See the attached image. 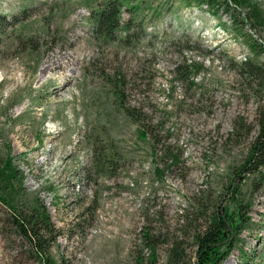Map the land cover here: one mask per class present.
<instances>
[{
  "label": "rangeland",
  "instance_id": "rangeland-1",
  "mask_svg": "<svg viewBox=\"0 0 264 264\" xmlns=\"http://www.w3.org/2000/svg\"><path fill=\"white\" fill-rule=\"evenodd\" d=\"M102 1L0 0V164L24 175L16 202L45 205L56 264H150L147 231L155 264L175 247L198 264L196 235L220 207L237 211L241 185L250 224L221 264H264V173L238 178L264 96L239 71L264 63V0H251L261 23L249 5L129 0V32L99 39L90 5ZM10 212L0 201V264H41Z\"/></svg>",
  "mask_w": 264,
  "mask_h": 264
},
{
  "label": "trees",
  "instance_id": "trees-1",
  "mask_svg": "<svg viewBox=\"0 0 264 264\" xmlns=\"http://www.w3.org/2000/svg\"><path fill=\"white\" fill-rule=\"evenodd\" d=\"M178 5L191 8H204L220 12L223 9L234 8L238 12L241 5H249L252 8V14L255 19L261 23L262 17L260 9L251 0H173ZM129 0H104L100 3H91L92 25L94 32L99 39H113L114 34L123 29L127 33L130 30V22L125 25L122 23V10ZM226 6V8H225ZM136 10L142 8L138 3L134 6ZM242 71L239 76L242 81L250 82L252 85L260 87L264 94V63L257 64L252 60H245L242 65ZM119 81H114L113 86L119 91ZM121 100L122 96L117 93ZM262 104L258 108L257 122L259 131L257 137L252 142L248 157L242 165L238 178L244 180L249 174L256 172L264 173V96ZM136 121V120H135ZM136 124L140 126L139 121ZM238 130V129H237ZM149 131L146 128H140V137L147 139ZM179 159L172 157L171 164H178ZM101 163L104 161L100 160ZM99 166V165H98ZM243 180V181H244ZM24 183V175L18 168L13 165V159L8 158L3 165L0 164V201L11 211L9 213V223L15 234L24 239L32 251L36 253L41 264H56V261L50 257V250L56 241L57 231L51 221V216L45 205L37 201L33 205L21 207L16 202L14 193L17 192L15 183ZM241 185L233 189L232 201L237 207V211L230 205L220 207L213 215L210 216L207 226L198 233L195 242L198 246V264H221L231 253L232 245L238 243L236 233L240 229H246L250 224V219L244 215L243 208L245 205L240 201ZM146 247L150 250V264H155L157 243L149 231L143 234ZM184 254L178 247L171 251L168 264H182ZM139 264H144L143 259Z\"/></svg>",
  "mask_w": 264,
  "mask_h": 264
},
{
  "label": "bare ground",
  "instance_id": "bare-ground-1",
  "mask_svg": "<svg viewBox=\"0 0 264 264\" xmlns=\"http://www.w3.org/2000/svg\"><path fill=\"white\" fill-rule=\"evenodd\" d=\"M55 69H61L62 71H64L63 65L57 63L50 64L45 71H53Z\"/></svg>",
  "mask_w": 264,
  "mask_h": 264
},
{
  "label": "built area",
  "instance_id": "built-area-1",
  "mask_svg": "<svg viewBox=\"0 0 264 264\" xmlns=\"http://www.w3.org/2000/svg\"><path fill=\"white\" fill-rule=\"evenodd\" d=\"M246 60V59H245Z\"/></svg>",
  "mask_w": 264,
  "mask_h": 264
}]
</instances>
